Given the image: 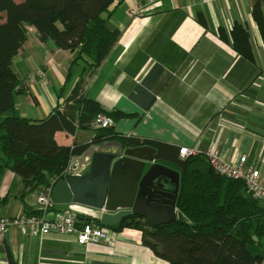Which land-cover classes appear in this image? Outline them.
<instances>
[{
	"label": "crops",
	"instance_id": "obj_1",
	"mask_svg": "<svg viewBox=\"0 0 264 264\" xmlns=\"http://www.w3.org/2000/svg\"><path fill=\"white\" fill-rule=\"evenodd\" d=\"M149 1H116L112 6L107 25L121 36L87 84L88 99L124 117L114 119L108 132H57L56 142L66 147L93 141L122 144L118 137H130L202 150L216 144L227 161L243 155L264 178V43L252 17L256 0H153L143 15L129 16ZM262 9L264 15V0ZM236 23L248 29L253 61L233 48ZM72 61V53L42 43L29 28L13 60L25 88L15 93L20 117L45 119L69 97L82 73L79 68L65 87ZM39 71L46 77H38ZM43 189L22 201L21 179L6 171L0 178V216L34 211ZM8 253L17 264H167L143 244L141 231L130 228L117 232L113 244L89 246L79 245L74 236L33 237L13 229L0 235V264H9Z\"/></svg>",
	"mask_w": 264,
	"mask_h": 264
},
{
	"label": "trees",
	"instance_id": "obj_2",
	"mask_svg": "<svg viewBox=\"0 0 264 264\" xmlns=\"http://www.w3.org/2000/svg\"><path fill=\"white\" fill-rule=\"evenodd\" d=\"M116 1L124 0H0V178L12 171L21 179L22 201L61 178L71 158L85 151L86 146H60L57 132L91 130L98 114L113 120L124 117L106 112L86 96L89 79L121 36L107 25ZM262 5L263 0L255 1L252 17L264 43ZM198 21L205 25L202 17ZM29 28L42 43L73 54L65 87L82 68L69 97L42 120L20 117L15 104V93L25 88L13 71V60L26 43ZM231 37L235 51L253 61L248 29L236 23ZM118 139L125 147L149 146L159 160L177 167V209L187 221L155 226L145 217L132 216L111 230L141 231L143 244L167 264H264V206L248 194L244 182L217 175L204 157L182 160L176 147ZM34 213L27 210V215ZM7 258L9 264H17L10 253Z\"/></svg>",
	"mask_w": 264,
	"mask_h": 264
},
{
	"label": "water",
	"instance_id": "obj_3",
	"mask_svg": "<svg viewBox=\"0 0 264 264\" xmlns=\"http://www.w3.org/2000/svg\"><path fill=\"white\" fill-rule=\"evenodd\" d=\"M159 161L151 147L93 141L71 158L53 200L81 217L100 215V225L107 228L132 216L155 226L186 222L177 210L180 172Z\"/></svg>",
	"mask_w": 264,
	"mask_h": 264
},
{
	"label": "built area",
	"instance_id": "obj_4",
	"mask_svg": "<svg viewBox=\"0 0 264 264\" xmlns=\"http://www.w3.org/2000/svg\"><path fill=\"white\" fill-rule=\"evenodd\" d=\"M154 4V1L150 0L148 6L130 10L129 16L137 18L151 9ZM37 76L45 78L46 74L44 71H39ZM34 79L35 76L31 75L30 80ZM113 126L114 120L110 116L98 114L91 124V130L99 132L111 129ZM179 156L182 160L204 157L217 175L244 182L248 194L264 206V178L256 167L248 165L245 156L237 154L232 161H227L216 144H211L205 150H202L198 145L181 147ZM61 178L52 180L49 186L43 189L37 198L36 213L24 214L15 218L0 216V235L6 237L11 230L17 229L23 234H29L33 237H43L49 234L74 236L81 246L113 244L117 232L101 226L99 223L100 215L87 218L81 217L79 213L70 210L68 206L63 209L57 208L59 205L55 204L53 200V190Z\"/></svg>",
	"mask_w": 264,
	"mask_h": 264
},
{
	"label": "rangeland",
	"instance_id": "obj_5",
	"mask_svg": "<svg viewBox=\"0 0 264 264\" xmlns=\"http://www.w3.org/2000/svg\"><path fill=\"white\" fill-rule=\"evenodd\" d=\"M17 2H21L22 0H16Z\"/></svg>",
	"mask_w": 264,
	"mask_h": 264
}]
</instances>
